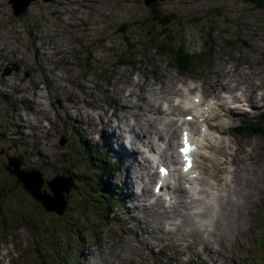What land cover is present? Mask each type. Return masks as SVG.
<instances>
[{
	"label": "rangeland",
	"instance_id": "1",
	"mask_svg": "<svg viewBox=\"0 0 264 264\" xmlns=\"http://www.w3.org/2000/svg\"><path fill=\"white\" fill-rule=\"evenodd\" d=\"M45 2L49 0L33 7L31 4L25 19L9 20L3 16V12L8 11L5 0H0V264H43V258L51 252V229L46 212L36 210L37 201L29 196L28 190L22 189L21 183L6 172L4 166L13 159L19 162V169L16 166L15 170L25 174L24 170L36 164L46 170L50 180L68 169L77 166L83 169V165H78L87 158L81 149L83 142L93 147L100 144L115 159L123 154L124 164L112 182L126 184L125 189L139 198L141 181L149 194L140 205L136 199L124 200L119 193L112 194L115 207L112 214L106 215L109 225L97 223L102 221L103 215L96 213L80 218L78 236L68 241L74 253V264H157L160 260H153L152 253H157L161 245H165L162 253L173 251L177 255L168 264H264L259 246L264 233V135H238L233 129L239 121H264V98L260 101V92L264 91V7H258L250 0L160 2L156 6L159 12H174L181 17L178 23L171 24L170 33L175 38L180 36L189 52L199 54L211 45L208 63L198 71L181 73L173 68L172 59L160 56L152 49H143L147 48V43L143 50L131 52L134 70L117 63V56L128 52L127 40L135 42L149 32L154 34L160 30L150 18V6L143 0ZM240 40L247 44L239 43ZM58 50L65 55L62 63L55 67L53 78L51 66H48L53 60L49 55ZM13 64L17 65L16 69ZM6 67L10 68L9 72L3 74ZM38 68H47V75L55 82L49 83L47 96L43 90L38 92V87L27 90L33 92L26 95L19 84H25L32 76L37 84L42 81L44 75H39ZM15 85L18 89L11 91ZM142 87L151 88V93L144 91L143 98L134 96L132 89L136 95H141ZM239 89L243 90L242 95L237 93ZM129 90L132 99L124 98L130 94ZM39 94H44L41 108L45 112L51 111L48 126L38 123L47 130L36 129L30 134L20 132L15 127V119L26 112L20 99L32 101L33 111L28 115L33 120L37 110L34 98L39 102ZM193 95L200 101L195 106H187L182 97L191 100ZM113 97L129 106L136 103V106L113 116L117 107ZM240 97H248L254 106L262 107L258 110L251 107L249 114H241L240 109L230 110V102ZM213 102L216 105L210 118L205 120L209 135L203 141L205 148L197 157L198 167L209 174V178L203 180L206 183L198 186L204 188L208 183V193L203 191L199 200H194L189 191H178L183 188L184 179L174 171L169 179L170 187L164 190L171 199L152 196L155 177H150L149 173L155 172V168H151L146 155L153 156L152 151H156L165 161L174 159V146L182 121L177 116L172 119H165V116L171 115V111L182 116L193 113L195 121L204 115L202 109ZM67 107H70L68 112ZM89 114H101L105 125L98 124L91 130L86 123ZM194 121L191 127L197 131ZM89 125L93 126L91 122ZM132 127L140 133L141 141L135 147L142 151L134 163L135 156L129 151L132 149L129 143ZM102 129L111 136L110 145L103 143ZM88 138L95 140L91 142ZM61 141L65 143L61 145ZM220 142L221 145L216 147ZM98 161H101L100 157ZM217 163L220 168L214 174L213 167ZM135 170L137 175L141 173L140 181L135 178ZM231 176L230 183L227 178ZM173 182L179 183L178 187ZM216 182L221 186L219 191L214 189ZM99 193V190L83 193L91 201V207L96 205ZM211 195L219 206L230 205L232 214L221 221L227 224L221 242L216 241V236L212 237L215 230L220 231L217 228L206 233L193 230L205 221L202 216H194V205L205 210ZM72 197L68 208L74 214L80 205L77 189ZM186 199L194 202L188 203ZM58 223L60 221L55 220V224ZM124 232L128 235L121 240L120 235ZM174 238L183 246L179 253L174 250ZM203 241L212 244L221 255L205 251ZM82 244H87L89 256H80Z\"/></svg>",
	"mask_w": 264,
	"mask_h": 264
},
{
	"label": "trees",
	"instance_id": "2",
	"mask_svg": "<svg viewBox=\"0 0 264 264\" xmlns=\"http://www.w3.org/2000/svg\"><path fill=\"white\" fill-rule=\"evenodd\" d=\"M43 1L44 0H38L33 2L32 7L43 3ZM56 1L57 0H51L49 3L52 2L53 4H55L57 3ZM250 1L258 7H264V2L260 0ZM158 4L161 3L156 2L149 6L151 9L150 18L155 25H158L160 27V30L155 32L154 34L149 32L143 39H136L135 42L133 40H127L125 44L127 46L126 49L128 50V52L125 51L123 54H121V57L117 56V62L120 65L133 67V63L130 62L132 56L131 52L143 49H152L153 51H156L160 56H167L168 58L172 59L174 62L173 67L181 73H188L192 70L198 71L199 67L204 66V63L206 64L210 61L211 45L208 44V49L201 50L199 54L189 52L185 48L183 44L184 41L180 39V36H177L175 38V35L170 33L171 24L178 23L179 20H181V17H178L174 12L162 14L156 9V6ZM4 5L7 7L8 11L3 12V16L8 18L9 20H16L17 18L25 19L26 14L30 13L29 7L31 3L22 13L19 14L14 13L11 5H9V3L7 4L6 0ZM142 40H144L143 43H138ZM146 43L147 48H143ZM239 43L244 45L247 44L245 40H240ZM237 130L241 134L259 135L264 134V125H259L258 123H243L242 125L237 127ZM81 149L87 157L78 162V165L84 166L83 169L81 168V166H77L76 169H68L66 173L62 174L70 179L75 193L77 189L80 202L78 212L71 214V211H69V208H67V210L63 214H58L44 210L40 206L39 202L34 205L38 212L39 210L46 212V218H49L48 221L51 229L49 239V249L51 250V252H48L47 255L43 258V264H74V261H72V259L74 258V253L68 241L71 238H76L78 236L77 233L79 232V230H81L77 222L80 221V218L85 219L88 213H96L99 216L103 215L102 221L98 220L96 221L97 223L109 225V222L106 221V215L112 214L115 207L113 203L114 201L112 199V194H118V190L116 188V184L112 181L114 175L117 174L122 168L123 160H116L113 156H111V152L104 149L100 144L97 147H93L83 142ZM82 152L80 151V157L83 154ZM99 157L101 161H98ZM74 170H76V172H74ZM42 171L43 174L41 177L44 180H48L49 177H45L49 176L46 170ZM86 190L100 191L99 195L97 196L98 200L96 201L95 206L91 207V201L84 196L83 193H85ZM74 192L73 195H75ZM70 218L71 221L69 222L68 220ZM97 219L98 218H96V220ZM55 220H59L60 223L55 224ZM123 229H125V227ZM91 235V237H94L93 234ZM92 241L94 242V239H92ZM259 246L262 249L261 257L264 258V233L261 234V237L259 239ZM164 253L166 255H164ZM164 253H162L161 255L160 253L154 254L155 259L158 261L160 260L157 264H161L163 261H166V264H168V262L171 260V257L167 255L169 253H167V251H165Z\"/></svg>",
	"mask_w": 264,
	"mask_h": 264
},
{
	"label": "bare ground",
	"instance_id": "3",
	"mask_svg": "<svg viewBox=\"0 0 264 264\" xmlns=\"http://www.w3.org/2000/svg\"><path fill=\"white\" fill-rule=\"evenodd\" d=\"M141 62V61H140ZM142 63V62H141ZM59 78L60 79H62V76L60 75L59 76ZM135 85H138V82L135 84ZM16 89H18V86L17 85H15L14 86V91H16ZM161 89H163V87L161 88ZM132 91H133V95L134 96H137L138 98H143V92L144 91H149L150 93H151V91H152V89L151 88H144V87H142V89L140 88V92H141V95H136V92H135V90H133L132 89ZM175 91V90H174ZM173 91V92H174ZM129 92H130V90H129ZM128 92V93H129ZM131 93L132 92H130V94L128 95H126V96H124V98H126L127 99V97H129L128 99H132L131 97H130V95H131ZM242 93H243V90H241V92H240V94L242 95ZM171 94V93H170ZM39 97L41 98L42 97V95L41 94H39ZM160 97V96H159ZM193 97H198L197 95H193ZM229 98H230V96H228ZM115 100H116V105H117V107L116 108H114V110H113V116H117V114L119 113V112H125V111H129V109H133V108H135V106H136V103H132V104H130L131 106H129V105H126V103H121V101H120V99L119 98H117V97H113ZM182 98H184V100H185V102H186V104H187V106H195L196 104L192 101V100H190V98L189 97H187V96H185V97H182ZM149 99V98H148ZM155 100H156V98H155ZM263 100V98L261 97L260 98V101H262ZM20 101H21V104L22 105H25V115L23 116V115H19V116H17L16 117V119H15V127L16 128H18L19 129V131L20 132H23L24 131V129H26L27 128V125L29 126L28 128H30L31 130H36V129H44V130H47L44 126H42V125H38V124H35L34 122H33V120L29 117V115H28V113L29 112H32L33 111V107H32V101H28V100H26V99H20ZM137 101H138V99H137ZM150 101V100H149ZM251 101V100H250ZM156 102V101H155ZM168 104H169V101H168ZM178 104V103H177ZM251 104V106L252 107H254V108H256L257 110L259 109L258 108V106L257 105H253L252 103H250ZM216 104L213 102L212 104H210L209 106H208V109H203V111L204 112H206V113H208V116L210 117L211 116V110L214 108V106H215ZM151 108H154V105L153 104H151V106H150ZM170 107V106H169ZM68 108H70V107H67L66 108V112H68L69 111V109ZM172 108V107H171ZM230 110H233V109H231V108H229ZM170 114L171 115H166L165 116V119H172V118H174V117H178L179 119H182L186 114H188V113H184L183 114V116L181 115V114H179V113H175L174 111H171L170 112ZM234 115V114H233ZM82 116H80V118H81ZM95 118H97L98 120H96ZM193 120H194V117H193ZM92 121H96V122H98L97 124H95L94 122H92ZM89 122H91L92 124H93V126H90L89 125ZM107 122L109 123L110 122V119H108L107 120ZM86 123H88V126H89V128L91 129V130H95L96 128H97V126H98V124L101 126V127H103L104 125H105V122H104V120H103V116L100 114V115H98L97 114V116H94V115H91V114H89V115H87V121H86ZM186 124H190V123H186ZM203 125V124H202ZM153 128V127H152ZM148 129H149V126L146 128V130L148 131ZM143 131V130H142ZM100 132H102V137L104 138V140H103V143L104 144H106V145H110V142H111V136H109V135H107V132L105 131V129H102V130H100ZM221 132H223V131H221ZM204 135H209V130L208 131H206V133H204ZM205 136V137H206ZM118 138V137H117ZM120 139H121V136L119 137ZM166 138V137H165ZM88 140L89 141H91V142H94V138H88ZM140 141H141V137H140V133H138V132H136L134 129H133V127L132 128H130L129 129V143L132 145V149H130L129 151H130V153H132V154H134V156H135V159H133V163L134 162H136L137 161V159H136V157H137V154H140L139 152H142L141 150L139 151V149H137L135 146H137L138 145V143H140ZM221 145V142L216 146V147H219ZM123 147H124V145H123ZM205 147H203V148H201V151L204 149ZM124 149H126L125 147H124ZM150 150H151V147H150ZM126 151H127V149H126ZM154 153V152H153ZM155 154V153H154ZM211 155H213V148H212V150H211ZM122 157H124V155L122 154ZM160 157V156H159ZM170 157H172V155H170ZM209 157H211L212 158V156H210L209 155ZM24 164V163H23ZM145 165V164H144ZM209 165H211V161H209ZM146 166V165H145ZM174 166V165H173ZM205 167V166H204ZM220 168V165L217 163V164H214V167H213V171H214V174L216 173V171H217V169H219ZM30 169H31V167H30ZM209 170H211V168L209 169ZM192 170H190V172H191ZM196 171H197V173H198V175H197V177H195V178H193L192 177V179H186V178H184L185 179V182H186V188H179L178 189V191H180V192H183V193H188V191L190 192V194H192L193 195V197H194V200H199V198H200V195H202L203 194V191H206V190H208V189H210V187H209V184L207 183V187H204V188H200L199 186H198V184L200 183V184H203V183H206V182H204L203 180L204 179H207V178H209V174L205 171V170H203L202 168H199V167H197V169H196ZM135 172H136V175H135V178L136 179H138L139 181L142 179V177H141V173H140V175H137V171L135 170ZM213 174V176H215ZM149 175H150V177H155L156 176V173L155 172H152V173H149ZM26 176H32L33 178L34 177H36V175L35 174H32V173H30V174H28V175H26ZM171 177V176H170ZM180 178V177H179ZM125 184V183H124ZM130 184V183H129ZM25 185L27 186V182L25 181ZM125 186H126V184H125ZM125 186H123L122 184H116V188H117V190H118V193L120 194V197H124V198H136L135 197V195L134 194H132L130 191L128 192L126 189H125ZM140 186H141V189H142V194L140 195V197L138 198V200L140 201V202H143V201H145L146 200V195H148L149 193V191H148V189L147 188H145L144 189V185L142 184V182L140 181ZM28 188V187H27ZM29 189V188H28ZM144 190V191H143ZM148 193V194H147ZM191 195V196H192ZM56 196V195H55ZM194 200H192L191 201V199H186V202H190L191 201V203H193L194 202ZM139 205V204H138ZM135 206V205H134ZM133 208H135V207H133ZM130 211V209H128L127 210V212H129ZM196 212H194V215H200L201 213V211H202V209L200 208V209H198V210H195ZM197 229V228H196ZM198 230V229H197ZM98 236H99V232H98V234H97ZM126 235H128V232H124V234L123 235H120V238H121V240H122V238L124 237V236H126ZM207 242V243H206ZM203 241V244H202V246H203V249L205 250V251H207L208 253H212V251H213V253H215V254H218V255H221L220 254V252H218L217 250L218 249H216V248H214V246L212 245V244H210L208 241ZM211 245H212V247H211ZM176 250L177 251H182V249L179 247V244L176 246ZM195 252L196 251H194V254H195ZM89 252L87 251V246H86V244H82V247H81V257H84L86 254H88ZM215 259V258H214ZM214 259H213V261H214Z\"/></svg>",
	"mask_w": 264,
	"mask_h": 264
},
{
	"label": "water",
	"instance_id": "4",
	"mask_svg": "<svg viewBox=\"0 0 264 264\" xmlns=\"http://www.w3.org/2000/svg\"><path fill=\"white\" fill-rule=\"evenodd\" d=\"M8 1L10 2L14 13L19 14L22 13L33 0H8ZM162 1L164 0H143L144 4L147 6ZM8 72L9 71H6V73ZM16 166L19 169V162L17 161V163H15L14 160L10 159L8 164L4 166V168L7 169L9 173L13 174L17 178V180L23 184L24 188L28 190L30 195L35 200L39 201L42 204L44 209L56 212L58 214H62L67 204L68 193L73 188L70 179L63 175L54 176L51 180L46 181L47 188L49 189L50 192L45 193L41 190L44 180L42 178H39L41 174L36 169H32L29 172L23 171L25 172V174H21L15 170ZM30 173L35 174L36 177L33 178L32 176H26ZM20 175H22V177ZM25 181L27 182V186L25 185ZM61 185L63 186L59 187ZM50 193H52L53 196H50L51 195Z\"/></svg>",
	"mask_w": 264,
	"mask_h": 264
},
{
	"label": "snow or ice",
	"instance_id": "5",
	"mask_svg": "<svg viewBox=\"0 0 264 264\" xmlns=\"http://www.w3.org/2000/svg\"><path fill=\"white\" fill-rule=\"evenodd\" d=\"M187 119L191 120L192 117L189 116L187 117ZM184 145L185 147L183 149H181V151L184 153L185 155V159L186 161L188 160V154L193 150L190 146H189V141H188V133L186 132L185 135H184ZM188 167H191V162L189 161V164H188ZM164 170L162 169V172Z\"/></svg>",
	"mask_w": 264,
	"mask_h": 264
},
{
	"label": "flooded vegetation",
	"instance_id": "6",
	"mask_svg": "<svg viewBox=\"0 0 264 264\" xmlns=\"http://www.w3.org/2000/svg\"><path fill=\"white\" fill-rule=\"evenodd\" d=\"M41 190H42L43 192L47 191V189H45V191H44V188H43V187H41ZM45 193H46V192H45Z\"/></svg>",
	"mask_w": 264,
	"mask_h": 264
}]
</instances>
